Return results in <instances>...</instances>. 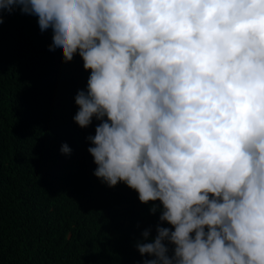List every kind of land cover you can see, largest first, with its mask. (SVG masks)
Returning <instances> with one entry per match:
<instances>
[{
	"label": "clouds",
	"instance_id": "clouds-1",
	"mask_svg": "<svg viewBox=\"0 0 264 264\" xmlns=\"http://www.w3.org/2000/svg\"><path fill=\"white\" fill-rule=\"evenodd\" d=\"M16 10L90 70L94 175L162 203L143 264H264V0H0V24Z\"/></svg>",
	"mask_w": 264,
	"mask_h": 264
},
{
	"label": "trees",
	"instance_id": "trees-1",
	"mask_svg": "<svg viewBox=\"0 0 264 264\" xmlns=\"http://www.w3.org/2000/svg\"><path fill=\"white\" fill-rule=\"evenodd\" d=\"M52 35L19 10L0 24V264H143L153 257L136 245L157 235L151 208L162 203L94 175L88 137L99 121H74L90 70L50 50Z\"/></svg>",
	"mask_w": 264,
	"mask_h": 264
}]
</instances>
